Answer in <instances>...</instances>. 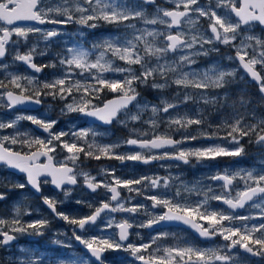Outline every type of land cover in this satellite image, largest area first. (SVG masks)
<instances>
[{"label":"snow or ice","instance_id":"6c2138e0","mask_svg":"<svg viewBox=\"0 0 264 264\" xmlns=\"http://www.w3.org/2000/svg\"><path fill=\"white\" fill-rule=\"evenodd\" d=\"M168 2L174 6L164 7L157 0H56L55 3L46 0H0V22H3L0 25V69L6 73L7 80L5 83V79H0L2 108L15 111L18 105H39L45 96H50L65 101L61 115L79 113L103 124L118 120L125 127L129 122L142 121L154 133L162 123L177 132L192 125L207 124L209 114H205V108L198 107L192 114L178 111L188 103L198 105L202 101L204 106L211 105L218 113L224 108L231 109L215 125V132L200 133L202 136H215L227 141L228 146L218 144L205 148L165 151L160 155H144L140 151L121 154L115 150L122 143L150 151L177 146L185 140H195L198 137L185 132L182 133V140L173 139L168 134H155L151 139H146L139 138L146 136V132L132 128L130 132L136 134L137 138L130 136L118 143L101 144L95 137L102 134L91 128L55 132L53 128L58 121L53 119L33 115H16L15 119L7 121L0 119V129H15L19 121L28 120L48 133L45 139L17 130L13 135L4 136L0 140V167L19 171L26 177L23 183L12 181L11 178H0V201L8 199V193L14 189L31 187L41 196L43 204L54 217L73 226L72 236L84 249L76 255L61 252L51 258L22 249V252L27 253L26 257L11 264H106L104 254L108 251L127 252L140 264H243V258L237 249L248 257L264 260V159L260 161L258 169L238 168L230 171L225 168L205 177L204 179L222 182L219 193L212 187L203 185L201 180L189 186L179 176L171 174L165 177L139 176L123 179L116 175L115 168H101L99 174L104 178L97 179L80 167L81 154L85 159L98 161L103 157L118 160L122 164L125 161L149 164L159 160L190 164L191 158H195L197 163H204L218 157L247 156L245 144L242 143L244 140L264 149V113L258 114V109L264 108V0H209L203 5L200 0ZM150 8L153 10L149 11ZM221 9L224 10L223 14L219 12ZM202 18L207 21L206 28L200 23ZM19 21H33L39 25L50 24L56 27L43 29L34 25L14 26ZM67 24H78L85 30L111 25L113 31L88 41L86 31L81 30L80 41L57 51L49 62L36 63L37 56L48 54L53 38L62 35L58 26ZM185 26L187 31L184 30ZM256 28H259L258 33ZM30 34L37 35L46 42L44 50H39L38 43H32L25 51L16 47L20 41L27 42ZM13 36L17 40H13ZM217 44L234 49L235 55L228 56L227 59L238 62L257 83L260 99L256 105L243 93L237 100L231 99L227 89L234 83L236 69L223 67L219 63L203 69L193 67L201 57L218 53L220 50ZM10 46L14 52L13 62H21L33 73H42L51 68L55 74L51 79L40 80L34 74L8 72L9 65L4 60L10 55ZM169 55L176 58L169 60ZM117 62H121L123 66ZM257 65L260 66L259 71ZM109 74L119 75L110 77ZM74 76H80L81 79H74ZM173 85L178 91L172 98L161 95L156 103L142 98L141 92L137 90L143 86L163 93ZM105 90L115 93V98L102 105L94 104L93 100L99 99ZM211 90H215V93L210 94ZM130 105L134 106L135 111L130 110ZM149 112L151 115L144 120V114ZM173 112L175 115H172ZM120 115L125 119H120ZM220 131L224 132L222 137L218 135ZM90 135L93 140L88 142ZM3 141L27 146L29 149L35 147L37 150L22 153L5 147ZM58 147L68 155L63 161L53 163L51 153H55ZM260 155L264 156V151ZM41 156L47 158V163L36 162ZM78 176L83 177L85 186L92 192L105 189L106 195L110 194L108 199L101 200L98 206L77 200V204H84L91 210L90 214L82 216H70L57 211L58 204L64 201L44 195L41 183L52 184L63 191L67 198L70 190L66 186L76 185ZM41 177H44L43 181ZM174 181H180V186L170 197L167 194L145 195L144 190L147 188L169 189ZM241 182L243 186L238 187ZM120 189H126L130 194L126 198L127 203L121 197ZM133 193L151 201L152 208H162V213L153 215L148 212L147 205L130 203L135 199L131 195ZM183 193H196L198 196L202 195L203 199L188 203ZM177 198L185 202L178 203ZM210 200L222 202L230 210L245 208L250 204L251 208L259 211L256 216L226 214L223 210L209 209ZM13 212L11 219L0 217V247L10 245L18 234L43 235L50 225V220L43 215L38 219L22 221V215H31L32 212L22 210L20 204L14 206ZM117 212L130 214V218L144 213L147 218L135 225L130 222V218L118 222L115 217L110 218L103 228H115L117 239L111 236L85 238L78 234L95 226L102 214ZM254 219L261 222L250 226L246 223ZM234 220L241 221V225L232 224ZM162 221H180L189 225L201 237L212 238L219 235L225 243L207 249L188 243L157 247L148 256L145 253L168 233H159L149 243H125L129 239V230L134 226L151 228ZM225 222H229L227 226ZM52 243L65 249L71 248L70 244L59 239ZM124 260L125 258H119L113 264H124Z\"/></svg>","mask_w":264,"mask_h":264},{"label":"flooded vegetation","instance_id":"af4514ba","mask_svg":"<svg viewBox=\"0 0 264 264\" xmlns=\"http://www.w3.org/2000/svg\"><path fill=\"white\" fill-rule=\"evenodd\" d=\"M201 3L206 2V0H200ZM56 2V0H54ZM214 2V1H213ZM52 3V2H51ZM157 3L161 4L164 7H173L174 5L170 4L167 0H157ZM153 9H149V11H152ZM220 11H223L222 9ZM3 22H0V25H2ZM200 23L204 26V28L207 27V21L206 19L202 18ZM37 26L40 28H51L56 27L54 25L50 24H44L39 25L37 23H22V24H15L14 26ZM11 27V26H9ZM58 27H65L70 31H74L77 29H83V26L78 24H67L62 25ZM186 29V26L184 27V30ZM255 31L258 33L259 28H256ZM13 40H17V37L13 36ZM54 42L48 47V54L44 56H37L35 58V62L38 64H43L49 62V60L52 59L54 56V53L58 51V47L55 44V41L58 38H53ZM32 43H38L39 50H44L46 46V42L42 39H39L37 35H29L28 41H20L19 44L16 47H19L21 51H25L27 47L31 46ZM219 48L218 53H211L208 57H201L198 60L197 65H194L193 67L198 68H206L211 66L213 63H219L223 67L228 68H234L236 69V77L234 78L233 85L227 89V91L230 93V97L233 100H237L239 98L240 94H244L246 98L251 99L253 105H256L260 99L258 85L256 82L252 80V78L246 74L245 70L239 66L238 62L236 61H229L227 59L228 56H234L235 50L230 48L229 46L223 45V44H217L216 45ZM10 55L5 59L4 61L11 60L13 52V47H9ZM223 58V59H222ZM169 60L174 59V56L169 55ZM14 68H18L21 71H25L29 74H34L39 77L40 80L45 79H51L52 76L55 74L54 70L51 68H47L43 71L41 75H38L37 73H33L29 68H27L25 65H23L21 62H17V65L13 66ZM257 70H260V66H256ZM119 74H109L110 77L118 76ZM262 75H264V72H262ZM74 79H81L80 76H74ZM138 91L141 92L142 98L143 90L138 87ZM151 90V91H150ZM147 91L146 94L151 96L150 94L153 90L150 89ZM176 89H174V86H172L170 89L165 90V93L172 96ZM215 90H211L210 94H214ZM116 96L115 93L109 92L105 90L100 94L99 99H94L93 103L97 105H102L103 102L106 100ZM70 102V101H69ZM65 101H61L59 99H54L50 96H45L43 98L42 106L40 109H37L35 111L30 110H24V109H18L16 110H22L27 111L29 113H36L40 115L42 118H45V115H42L43 110L47 109L48 106L52 107L54 110H59L63 107ZM156 103V102H153ZM205 108V114L208 115V123L203 126H197L192 125L190 128L186 130H181V132H177L174 129H169L166 124H160L159 128L156 129L155 133L151 130L149 125L144 124L142 121L137 122H129L128 126L125 127L122 124L119 123L118 120H114L111 124H101V123H90L88 121V118L85 116H82L79 113H71L70 116H73L74 119H79L81 121L80 127L85 128H91L94 129L97 133H101L102 135H98L95 137V140L98 143L101 144H113L121 142L130 136L132 138H137L136 134L131 133L130 129L136 128L139 129L141 132H146L147 135L144 137L139 138H146L151 139L153 135L155 134H168L173 139L182 140V133H188L192 136H197L198 138L195 140H185L183 143L177 146H165L161 149H152L150 151L142 150L138 146H129L121 143V147L116 149L115 151L121 154H128V153H134L137 151L142 152L144 155H160L163 154L165 151L167 152H174L179 151L181 149L187 150V149H196V148H205L210 147L213 145H223L228 146V142L224 141L218 137H209V136H202L200 135L201 132H207V133H213L216 131L215 125L220 123L221 117L224 114H227L229 111H231L230 108H224L219 113L214 109L213 106H204L203 102L201 101L200 104H192L188 103L187 105L181 106L178 111L181 113L183 112H189L190 114L194 113L197 108ZM131 111H135L134 106H129ZM8 110V109H7ZM10 112H13V110H9ZM264 113V108L258 109V114ZM4 115H6L4 113ZM151 113H145L143 119L147 120ZM172 115H175V112L172 113ZM10 116V115H8ZM60 117L59 122L54 126L53 131L57 132L60 130H68V125L66 124L68 116L58 115ZM55 116H52L51 118L47 117V119H54ZM120 119H125L123 115H120ZM166 120L167 117H164ZM211 125V127H209ZM28 128H31L33 132L36 133L39 137L43 138L48 136V133L44 131L38 130L34 124H32L30 121H25L18 125L15 129H0V140L4 136L13 135L17 130L20 132H26ZM219 137H222L224 135L223 131L219 132ZM93 140V137L90 135L88 137V142H91ZM5 147H10L15 151H20L22 153H27L29 151H36L37 149L33 147L32 149H29L27 146H22L20 144L12 145L7 141H3ZM83 143V141H81ZM242 143L245 144L246 150L248 155L244 157H218L216 160L212 161H206L204 163H197L195 158H191L190 164H183L178 161H170V160H159V161H152L149 164H143L140 162H134V161H125L123 164L115 159H107V158H101L100 160H94V159H85L83 154H81L80 157V167L83 168L85 171H88L92 176L97 177V179H103L104 177L101 176L100 169L101 168H115L116 169V175L123 178H133V177H139V176H160L165 177L169 176L171 174L172 176H179L181 180H183L186 184L191 186L195 181L201 180L203 182V185L212 187L217 193L220 191V184L222 182L218 181H212L209 179H204L205 177H210L211 175H214L217 171H222L225 168L231 170H236L238 168H259L260 161L264 159V156L260 155L261 151H264V149H260L258 146L254 144H248L247 140L242 141ZM53 155V163H58L60 161L64 160V157L68 155V153L65 150H62L61 148H57L55 153H51ZM39 164H45L47 163V158L44 156L39 157V159L36 161ZM163 165V167L161 166ZM178 165V166H177ZM71 166V165H70ZM79 170V169H77ZM0 178H11L12 181L23 183L25 182V174L24 173H18L12 170H5L2 167H0ZM44 177H41V181H43ZM77 184L76 185H68L66 186L67 190H70V196L65 198L63 195V191L58 190L50 183H41V191L46 196H54L58 201H64L62 204H58L57 211L65 212L66 214L70 216H82L86 214H90V209L87 208L84 204H77V200L85 201L91 203L94 202V206H98L99 202L101 200L108 199V195H106V190L101 188L98 189L96 192H92L89 190L83 181L82 176L77 177ZM180 186V181H174L173 186L169 189H165L163 187H160L158 189H151L147 188L145 189V195H164L167 194L169 197L175 192L176 188ZM242 182L238 185V187H242ZM121 191V197L125 198V201L127 203V197L130 195L126 189H120ZM234 194V193H233ZM134 195L135 194H131ZM183 195L187 198L188 203H195L198 200H202V195H197L196 193H183ZM178 203H184L185 201L177 198ZM256 202H259L258 200ZM130 203H143L148 206V212L156 215L161 214L163 209L160 207L152 208L151 207V201L146 200L144 196H135V199L132 200ZM251 203V202H250ZM20 204L22 210H31V215H22L21 220L24 222L31 221L34 219H38L43 216H47V218L50 220V225L44 230L43 235H27L19 236L17 235V239L14 240L10 245L6 247H0V264H9L11 261V258L15 255H17V251L15 249L19 245L23 246H29L34 250V254L36 255H43L45 254L46 258H51L56 256L58 253L61 252H74L77 250L79 253L82 252L83 246L79 244V242L75 241V239L72 236L73 226L68 224L67 222L63 221L62 219L58 217H54L51 213L50 209L47 208L46 205L43 204L42 198L39 194H37L31 187H26L25 189H14L8 193V199L0 201V216H3L5 218H10L14 215L13 208L15 205ZM209 209L211 210H223L226 214L231 213L235 216H247L252 215L256 216V213L259 211L258 209H253L249 205H246L245 208H238L235 210L228 209L227 205H224L222 202L210 200ZM108 216L115 217L116 221L118 222L121 219L124 218H130V214L126 213H104L102 214V218L98 219L97 224L95 226L88 227L86 230L82 232H78V234H82L85 238H90L89 236L93 233V230H95L101 222ZM146 215L144 213H141L139 215H134L132 218H130V222L135 223L143 222L146 219ZM255 222H261L259 220H249L246 223H255ZM205 226H207L206 222H203ZM229 222H225V225L227 226ZM232 224L236 226L241 225V221L234 220L231 222ZM129 239L125 241V243H133V244H139V243H149L151 239L155 236H157L159 233H168L166 237L161 238L152 246V249H150L148 252L145 253L146 256L152 254V252L155 250V248L160 247H169V246H175L177 244H193L196 247L207 249V248H214L221 246L225 243L223 241L222 237L219 235L212 237V238H203L199 236V234L192 229L189 225H186L180 221H162L157 225H154L151 228H139L134 226L132 229L129 230ZM114 235L115 239L118 238L117 236V230L114 228ZM59 239L63 241L66 244H70V249L62 248L59 245H56L52 243L53 240ZM236 251L241 253V256L243 258V264H264V260H261L259 257H248L246 254L242 252V250L237 249ZM27 254H25L26 256ZM106 258V264H113L114 260H119V258H125L124 264H127L129 262L134 264H140L139 261H134V258L130 256L127 252L122 251H108L104 254ZM5 262V263H4Z\"/></svg>","mask_w":264,"mask_h":264},{"label":"rangeland","instance_id":"374dc122","mask_svg":"<svg viewBox=\"0 0 264 264\" xmlns=\"http://www.w3.org/2000/svg\"><path fill=\"white\" fill-rule=\"evenodd\" d=\"M168 1V0H167ZM215 2V0H213ZM46 2H52V3H55L54 0H46ZM201 2V1H200ZM209 2V0H206V2L204 3H201L202 5L203 4H207ZM223 10V9H222ZM220 14H223L224 10L223 11H220ZM140 26V25H138ZM52 28V27H51ZM60 28V31L62 33V35H60L58 37V39L55 41V44L57 45L58 47V51H60L61 49L65 48V47H70L72 46L73 43L77 42V41H80L82 38L79 36V32L81 30H85V29H77V30H74V31H70L68 30L67 28L65 27H59ZM43 29H48V28H43ZM86 33H87V39L88 41H92L93 39H96V38H99L101 37L102 35H106L110 32L113 31V26L111 25H104L98 29H95V30H85ZM185 31H187V27L185 29ZM55 55V53H54ZM179 55V53H177V56ZM176 57H174L175 59ZM4 63L8 64L9 65V68H8V72H16V73H21V74H25V75H32V74H29L25 71H21L20 69L18 68H14L13 66L17 65V62H13L12 59L11 60H7V61H4ZM118 64H120V66H123L121 64V62H117ZM5 76H6V73L4 72L3 69H0V79H5ZM6 80V79H5ZM5 83H7L5 81ZM174 86V89H176L174 91L177 92L178 89L176 88L175 85ZM139 88H141L143 90V92L145 94H143V98L144 99H147L151 102H158V98L163 95L164 97L166 98H169L171 99L172 96L168 95L167 93H165V91L163 93H160V92H157L155 90H153L150 94H152L151 96H149L147 93V91H149L151 88H145L143 86H140ZM151 91V90H150ZM189 91H192L191 89H189ZM42 112V115H45V118L47 119V117L51 118L52 116H55V118L53 120H57L59 122V119L60 117L58 115H61V109L59 110H54L52 107L48 106L47 109L41 111ZM4 113L6 115H4ZM71 113H68L66 115H63L64 117L65 116H68L66 117L67 119V122L66 124L68 125V130H63V131H69V129H72V130H78L80 128H85V127H80V123L81 121L79 119H74L73 116H70ZM10 115V116H8ZM16 115H33V116H37L39 118H42L40 115L36 114V113H29L27 111H22V110H15L13 112H10L9 110L5 109V108H2L0 107V119L2 120H11V119H15V116ZM27 120H21L18 122L17 124V127L19 124L25 122ZM61 131V130H60ZM27 133H30L32 135H35V136H38L36 135L35 132H33V130L31 128H28L26 130ZM59 132V131H57ZM48 136L46 137H43V138H47ZM91 203H94L93 201ZM0 217H3V216H0ZM113 216H108L106 217L102 222L101 224L95 229L93 230V233L89 236V237H92V236H97V237H108V236H111L113 237V239H115V235H114V228L112 229H104L103 228V225L110 219L112 218ZM5 218V217H4ZM12 218V217H11ZM10 219V218H9ZM255 223H258V222H255ZM249 226L252 224V223H248ZM19 236H22V234H19ZM25 236V234L23 235ZM22 249H26V250H30L32 253H34V250L32 248H30L29 246H23V245H19L15 251H17V255L13 256L11 258V262H14V261H18L19 259H23L25 258V254H27L26 252H22ZM72 253V252H71ZM73 255H76V254H79V252L77 250H75L73 253ZM42 256H46L45 254H43ZM11 262L9 264H11ZM5 263V262H4ZM127 264H133L131 262L127 263Z\"/></svg>","mask_w":264,"mask_h":264},{"label":"water","instance_id":"95a60500","mask_svg":"<svg viewBox=\"0 0 264 264\" xmlns=\"http://www.w3.org/2000/svg\"><path fill=\"white\" fill-rule=\"evenodd\" d=\"M22 23H36V22H33V21H19V22H16V24H22ZM26 66V65H25ZM27 67V66H26ZM31 70V69H30ZM32 71V70H31ZM43 73V72H42ZM42 73H37L38 75H41ZM115 98V96L114 97H112V98H110V99H114ZM110 99H108V100H110ZM107 101V100H106ZM105 101V102H106ZM41 106H42V103L41 104H39V105H37V104H34V103H27V104H23V105H18L17 106V108L18 109H24V110H30V111H35V110H37V109H40L41 108ZM88 118V121L90 122V123H101V124H103L102 122H100V121H98V120H95L94 118H92V117H87ZM38 130H40V131H43L42 129H40L37 125H34ZM12 171H15V172H18V173H21V172H19V171H16V170H12ZM203 238H205V237H203Z\"/></svg>","mask_w":264,"mask_h":264},{"label":"trees","instance_id":"16d2710c","mask_svg":"<svg viewBox=\"0 0 264 264\" xmlns=\"http://www.w3.org/2000/svg\"><path fill=\"white\" fill-rule=\"evenodd\" d=\"M7 82V80H5Z\"/></svg>","mask_w":264,"mask_h":264}]
</instances>
